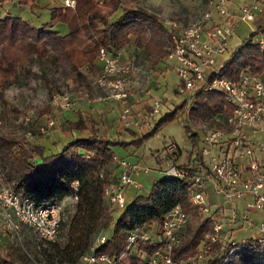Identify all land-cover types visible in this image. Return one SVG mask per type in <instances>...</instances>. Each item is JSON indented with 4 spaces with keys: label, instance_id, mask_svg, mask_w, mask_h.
<instances>
[{
    "label": "trees",
    "instance_id": "obj_1",
    "mask_svg": "<svg viewBox=\"0 0 264 264\" xmlns=\"http://www.w3.org/2000/svg\"><path fill=\"white\" fill-rule=\"evenodd\" d=\"M6 1L11 0H0V7ZM16 1L30 8L36 5V0ZM120 7V13L112 17ZM57 22L65 24L66 29L55 28ZM257 29L264 32V25L257 24ZM254 32L244 36L208 77L214 74L237 77L241 71L250 70L264 78V48L252 38ZM130 34H134V48L154 62L164 58L172 46L169 29L157 15L140 6L121 5V0H76L74 7L54 4L49 8V20L36 24L9 10L0 11V98L6 84L21 77L33 61L50 60L56 67L64 65L75 76L84 75V68L99 74L95 50L105 45L116 51L127 43ZM53 89L50 86L49 92ZM191 97L189 117L207 121L214 127L225 126L224 117L231 112V105L222 90L200 88ZM183 104L184 101L162 114L152 130L172 118ZM146 105L148 108L149 103ZM49 109L50 105L45 103L36 112L42 114ZM89 116L65 118L63 133L85 127L87 133L73 135L60 148L48 152H44L37 137L0 131V181L37 203L77 194L72 211L63 215L57 239L38 236L31 255L22 242L0 240V264H76L101 231L106 233V239L95 247L97 251L119 256L123 264H151L149 259L155 246L145 240L127 247V231L138 224H159L164 213L175 204L189 215L178 230L179 241L172 250L177 264L180 260L183 264H264V243L253 235L235 241L231 238L211 241L209 234L216 217L212 212L200 211L191 199L189 180L182 176L164 172L153 180L147 192L136 191L129 197L114 217V208L105 194L116 174L112 146L137 143L139 136L134 133L130 140L115 139L99 131L97 121ZM191 135H197L196 131H191ZM74 180H77L75 188ZM109 225L112 228L108 233L105 230ZM199 251L206 256L204 260L197 257Z\"/></svg>",
    "mask_w": 264,
    "mask_h": 264
},
{
    "label": "built area",
    "instance_id": "obj_2",
    "mask_svg": "<svg viewBox=\"0 0 264 264\" xmlns=\"http://www.w3.org/2000/svg\"><path fill=\"white\" fill-rule=\"evenodd\" d=\"M61 4L74 7L76 0H61ZM263 11L264 0H204V9L193 20L165 21L172 43L166 57L174 60L179 90L192 96L200 88L220 89L231 105V112L224 117L225 126L203 132L195 155L197 158L189 164L176 163L174 145L170 143L167 147L171 151L172 163L164 171L189 180L191 199L198 204L200 211L205 214L212 211L211 203L206 199L209 187L227 201V229L223 221L216 218L214 229L209 234L211 241L219 239L221 232H227V238H230L238 229H250L253 236L264 243V78L250 70L241 71L237 77L225 74L208 77L218 69L217 61L226 51L229 37L237 25L240 22L252 24L256 15ZM256 40L264 48V38ZM136 59V54L132 53L123 60L118 50H110L105 45L96 49V60L101 64L96 80L107 89L109 97L123 102L127 100ZM50 101L53 108L60 110L73 104L71 95L65 91L53 92ZM161 108L162 101L151 98L149 107L134 116L129 106L123 105L121 119L128 127H139L149 124L150 118ZM55 124L56 119L47 115L42 122L35 123L34 131L29 129L27 133L46 134ZM114 157L120 168L114 181L105 188V194L114 209H121L129 198L126 188H138L140 182L136 176L150 171L151 167L125 157ZM76 184L77 180L72 181L74 188ZM70 196L73 200L77 198L76 193ZM64 201L37 203L10 184L0 181V240L22 242V227L31 229L41 238L57 239L64 215ZM251 212L257 214L252 215ZM188 218V213L175 204L164 213L159 224L145 223L130 228L126 235L127 247L149 241L155 246L149 259L151 264L160 261L177 264L172 250L179 241L178 230ZM105 239L106 233L99 232L76 264H123L119 256L95 249ZM231 241L235 240L231 238ZM197 257L202 259L203 253L199 251ZM179 263L183 264V261Z\"/></svg>",
    "mask_w": 264,
    "mask_h": 264
},
{
    "label": "rangeland",
    "instance_id": "obj_3",
    "mask_svg": "<svg viewBox=\"0 0 264 264\" xmlns=\"http://www.w3.org/2000/svg\"><path fill=\"white\" fill-rule=\"evenodd\" d=\"M60 3L61 0H36L37 5L44 6L39 7L36 15L32 16L34 22L31 18L29 20L35 24L49 20L50 6ZM121 5L140 6L148 11H152L165 24V21L172 19L189 22L204 9V0H121ZM7 10L14 14H20L23 17L24 15H28V13L23 15L25 8L23 5H19L17 1L14 4L1 5V11L6 12ZM256 21L257 23L255 24L240 25L233 31L229 37L227 49L217 61V65L220 66L241 39L247 36L250 31L256 30L252 34V38L255 40L264 38V32L257 29V24L261 23L264 25V19L262 22L259 19H256ZM133 39L134 34H130V39L122 47L124 48V50H121V58L123 60L134 51V47L131 44ZM165 60L170 66L163 73V78L159 81L158 85V77L163 70V67L160 66L161 63L159 61L154 62L143 55L140 58L137 57L132 72L133 82L129 89L128 98L124 102L113 98L117 102L119 113L116 110L109 112L110 115L107 116L105 126H103L108 131L105 134H109L110 137L115 139L130 140L134 133L136 136H139L137 143L131 141L126 144L117 143L112 146L113 152L118 157L132 160L137 159L140 163L151 167L150 171L141 172L136 176V179L143 185L142 189L138 191L139 193L147 192L153 180L163 175L165 168L172 163V157H170L171 151L167 149L170 143L174 145L177 156L176 163L189 164L192 159L197 158L195 155L197 148L201 144L203 132L214 128L207 121L188 116V107L192 97L179 90L180 83L179 77L173 67L174 60L169 57H166ZM30 66V69L21 77L14 78L4 87L3 96L0 98L1 132L12 135L22 134L30 138L46 136L52 132L54 126L51 129L49 128L50 130L46 134L33 132L31 135L27 132L34 127L35 123L42 122L47 115H52L56 120L58 118L61 119V110L53 108L50 101L54 91L68 92L74 103L78 98L91 97L98 91L107 90L100 88L96 80L98 74L88 71L87 68H84V75L75 76L70 74L64 65L56 67L51 64L50 60L46 62L33 61ZM50 86L54 88L52 93L49 92ZM102 93L106 94L107 91L106 93ZM151 98H157L162 101L161 111L150 118L149 124H143L139 127L132 125L129 128H125L121 119L123 105H128L131 114L137 116L136 113L146 108V104L150 102ZM183 101L184 104L177 109L176 114L172 118L163 121L156 129L152 130L156 120L162 114ZM45 103L50 105V109L42 114H38L36 109ZM27 117H29L28 120ZM118 128L120 131L118 130L117 132ZM130 128H135V131ZM131 131L133 132L131 133ZM191 131H196L197 135L193 137ZM223 141L226 140H220L219 142ZM129 191L126 188V192L129 193ZM134 194H129V197ZM64 202L63 214L67 215L72 211L73 206L70 201ZM225 207L222 202H215L211 206V212L218 220L227 222V211L229 210ZM119 212L120 209H114L113 216H117ZM111 228L112 226L109 225L105 231L109 233ZM253 234L254 232L250 229H239L236 232H232L230 238L240 240ZM220 238L226 241L230 239L229 237L227 238V232H221ZM37 239L38 236L34 231L27 227H22L21 241L30 255L34 252V243ZM205 258L206 256H203V260Z\"/></svg>",
    "mask_w": 264,
    "mask_h": 264
},
{
    "label": "crops",
    "instance_id": "obj_4",
    "mask_svg": "<svg viewBox=\"0 0 264 264\" xmlns=\"http://www.w3.org/2000/svg\"><path fill=\"white\" fill-rule=\"evenodd\" d=\"M14 3H16V0L6 1L3 4H14ZM233 3L234 2H232L231 5H233ZM21 5H23V7L25 8V12L23 13V15L28 13V15L27 16L24 15V17L27 18V19L31 18L32 21H33L32 16L36 15L38 8L44 6V5L40 6V5L36 4L32 8H30V6H28L27 4H25V5L21 4ZM0 11H1V7H0ZM120 11H121V9H119L115 14L118 15L120 13ZM113 17H114V14H113ZM256 19H259L262 22L263 19H264V11L262 13H259V14L256 15L255 20L252 22V24L257 23ZM240 25H247V24L244 23V22H240L237 25L236 28H238ZM54 27L59 29V30H62V31L66 29V25L63 24V23H60V22L55 23ZM131 44L133 45V47H135L134 44H133V40L131 41ZM121 50H124V48L121 47L120 49H118V51L120 53V56L122 55ZM133 50L134 51L132 53H135L136 57H138V58L142 57V54L139 53V48H134ZM165 58H166V56L164 58H162L161 60H159V63H161L160 66L163 67V70L161 71L162 73L158 77V85L160 83L159 81L163 78V73L168 69V66H170L166 62ZM98 64H99L100 69H101V64L99 62H98ZM165 66H167V67H165ZM100 88L102 90L105 89L102 86H100ZM102 92L106 93V91L103 90V91L96 92L91 97L78 98L76 101H74V103L72 104V106L70 108L61 110V112H62V115L60 116L61 119L58 118V120H56L57 122H56L54 128L52 129V132L50 134H47L46 136H42V137L40 136V137L37 138L39 140V142L44 145V152H48L50 150H56V149L60 148L73 135L80 134V133H85V134L87 133V128L86 127L83 128L82 130H79L77 128H72L70 133H68V134L63 133L61 128L64 125V119L65 118H69L71 120H75V119H77L79 114H82L83 116H87V117L90 115L97 121L99 131H101L103 133L108 132L107 129H105V127H103V126H105V120L107 119V116L110 115L109 112H112V111L116 110L119 113V108H118L116 100H114L113 98L109 97L107 95V93L104 94ZM119 120H120V118H119ZM130 129L135 131V128H130ZM118 130H120V129L118 128ZM215 148H216V146H214V149ZM114 155L116 157H118L115 153H114ZM128 160H130V161H138L140 163V161L137 160V159L136 160L135 159L134 160L128 159ZM119 168L120 167H119L118 163L115 162V172H116V174H117ZM142 187H143V185L141 184V182H140V186L138 188H136L134 186H128L127 189L130 190V191H129V193L127 192V194L129 195L131 193H135L136 191H139L140 189H142ZM63 199L65 201H70L71 204H73V202H74V200L71 198L70 195L65 196ZM206 199H207L208 202L211 203L210 206H212V204L215 203V202L216 203L222 202L226 206L225 208L228 209L227 201L226 200L223 201L220 198V196H218L213 191V189L211 187L208 188V192L206 194ZM251 214L252 215H256L257 213L256 212H251ZM223 224H224V226L227 229V222L223 221Z\"/></svg>",
    "mask_w": 264,
    "mask_h": 264
}]
</instances>
